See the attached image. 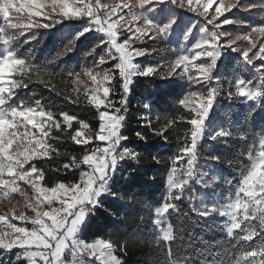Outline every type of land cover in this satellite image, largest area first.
<instances>
[{"label": "snow or ice", "instance_id": "1", "mask_svg": "<svg viewBox=\"0 0 264 264\" xmlns=\"http://www.w3.org/2000/svg\"><path fill=\"white\" fill-rule=\"evenodd\" d=\"M163 3L165 0H138L137 4L121 0V3L115 6H107L101 15L99 9L105 6L100 5L99 0L96 4L90 3L89 0H0V17L6 25V27L0 26V46L3 47V53L0 54V193L6 198L11 193L20 191L24 196L26 207L35 213L34 216H28L21 211L18 215L14 213L12 216V219L31 223L33 225L31 230L25 226H16L8 220L7 216H0V224L6 225L5 229H0V249L5 252L14 248L20 250L16 253L13 264H65L66 253L71 254L72 264H81L83 260L81 258L84 256L94 261L95 264H124L112 242L102 239L85 242L79 238L78 231L88 214L102 205L99 201L101 195L115 196L108 185L119 162L126 158L137 159L138 154L132 149L119 150L121 142L127 139L120 134L125 119L123 113L127 111V95L132 77L135 75L149 76L155 72V68L147 66L137 71L133 60L135 57L144 55L147 50L134 49L132 47L133 36L136 39L167 38L175 21L169 20L167 23L157 25L147 15V12L154 10L149 6ZM171 3L178 4L181 8L187 6L190 11L205 14L208 24H213L226 11L240 6L239 0H227V2L219 0V6L215 7V14L209 17V9L213 6L214 0H171ZM137 7L141 9L139 13L134 11ZM124 8H127V13L120 15L119 13ZM25 13L27 14L26 19L23 18ZM13 14L17 15L14 17ZM85 16L88 17V27L77 33L74 39L69 41L65 48L47 63L56 64L58 60L73 50L75 40L86 32H102L107 37V43L118 54L112 58L117 60L115 69L118 70L122 81L123 96L119 101L120 107H116L111 100V95L114 93V89L110 87V82L114 77L113 72L101 73L91 69L86 70L85 74L90 77L93 87L90 90L85 88V97L97 108L99 129L93 132L86 122L77 117L63 112L60 114L66 128H71L73 121L80 125L71 139L86 148L81 157L73 156L71 163L65 164L64 168H79L81 165L85 167L80 172L77 182L67 185L59 182L49 188L42 185L43 174L39 169L34 165L31 169H26L25 165L33 159L49 156L50 152L60 155L59 151L43 138L59 139L57 136L50 135L53 125L57 131L66 129L61 128L60 122L54 119L51 111H45L41 107L39 100L35 101V107L24 102L13 106L9 105L8 101L15 96V89L28 87L31 81L30 73L43 72L50 75L51 72L46 66L34 65L29 58L16 56L15 51L10 49L13 41L17 39V34L23 36L33 28L49 29L61 23L62 20L81 19ZM113 16L117 18L112 19ZM128 16L131 22H140L135 25L134 29L127 19ZM36 17L42 19L35 20ZM231 23H240V21H233L225 16L221 22L215 23L214 27L220 28L222 24ZM125 27L131 35L123 42H118L117 32ZM9 29L12 31L9 32ZM17 30H19L18 33ZM254 34L264 36V26L252 27L250 32L237 35L226 43H221V37L231 36V33L202 31L200 39L193 45L194 49L201 51L193 55H179L173 62L168 76L178 74V68H182L183 73H187L188 65L192 61L197 60L199 56L207 55L212 58L210 63L193 65L198 73V79L194 82H211L213 80L211 73L222 50L227 48L234 52L241 51L233 46L237 40L248 42L247 48L242 51V56L249 65L253 64L254 59L264 61V40L258 43L253 38ZM35 38V35L30 37L32 40ZM183 39L187 41L189 35L185 34ZM28 42V40L25 41V43ZM254 49L258 51L253 52ZM249 53L253 54L250 56ZM86 55H91V53H86ZM105 62V58L101 57L99 63ZM13 70H17V74H22V78L7 79L5 74ZM257 71L261 69L257 68ZM74 75L76 80L73 82L76 83L79 81L80 74L75 73ZM189 79H192L190 74ZM261 79L264 80V75ZM257 87L264 88V83ZM217 94L218 88L210 87L206 95L190 92L179 101L184 108L194 113L193 117L187 121L191 125L190 137L186 133L185 144L178 150L180 155L173 158V165L167 179L165 202L155 209V218L152 220L153 226L159 233L155 242L165 250V264H181L175 258L173 251L177 233L173 225L169 223V210H178L175 202L184 197L185 190L194 179L204 187L211 186L210 182L204 181L205 174L198 171L197 146L203 137L205 120ZM260 95L261 92L256 90L251 82H245L239 78L235 82V91L228 92L229 99L240 97L254 100ZM72 102L77 103L78 100ZM145 107L149 106L146 104ZM37 116L41 119H36ZM172 123L174 121H169V124ZM29 125L31 129L37 130L39 138L36 133L28 130ZM20 129H25V131L21 132ZM155 134L160 136L163 133L158 131ZM137 135L141 140L144 139L139 133ZM231 135L228 130L217 129L209 136V139L222 142L224 140L222 138ZM245 135L241 134L240 138H245ZM96 141L101 143L87 150V146ZM258 145V148L255 145L248 148L247 155L251 160V165L242 174L240 183L236 185L234 199L229 198L228 202L223 205L202 204L193 209L199 217L205 219L214 214L228 218L224 230L229 237V248L225 251L240 248L230 264H264V246L256 249L243 247L255 239L261 231H264V136L259 137ZM185 158L186 167H177L176 161ZM209 159L218 160L219 158L212 156ZM5 176L11 179L5 180ZM215 179L213 177V180ZM17 180L29 184L34 195L30 197L23 189H20L16 183ZM54 201L60 206L55 207ZM44 205H47L48 210L43 209ZM120 251H123V248Z\"/></svg>", "mask_w": 264, "mask_h": 264}, {"label": "trees", "instance_id": "2", "mask_svg": "<svg viewBox=\"0 0 264 264\" xmlns=\"http://www.w3.org/2000/svg\"><path fill=\"white\" fill-rule=\"evenodd\" d=\"M239 3L240 6L230 12L231 20L240 21L230 26L232 34L264 25V0H239ZM80 28V23L75 19L63 20L52 28L35 30L31 35H35L34 40L30 36L16 41L13 46L16 56L29 58L36 66L48 67L51 74L30 73L28 87L16 89L15 96L8 101L9 105L24 102L35 107V101L39 100L41 107L51 111L61 128L66 129L57 131L53 125L50 135L59 139L45 137L60 155L50 152L49 156L33 159L25 165L26 169H31L33 165L39 169L43 174L42 185L49 188L59 182L66 185L77 182L85 167L64 168L65 164L71 163L73 156L81 157L86 148L71 139L79 124L73 121L72 127L66 128L60 114L63 112L77 117L86 122L91 130L98 125L97 110L73 81L76 80L75 73H79L81 79L86 70L106 66L99 63L102 54L98 46L100 37L80 36L75 40L72 51L54 65L47 63L81 32ZM26 40L29 42L25 43ZM89 52L91 55H86ZM211 76L218 94L207 118L203 138L197 146L198 171L205 174L203 179L210 182L211 186L204 187L194 179L185 190L184 197L175 202L178 210L170 209L168 214L169 223L177 233L173 251L181 264H230L239 253V247L225 251L229 248V237L224 230L225 221L222 218L214 214L205 219L199 217L193 209L202 204L221 205L229 198H235L236 185L251 165L248 148L253 145L258 148L259 137L264 136V88L257 87L264 80L253 66L239 52L228 53L217 61ZM20 78L22 75L17 79ZM237 78L251 82L261 95L253 101L240 97L229 99L228 92L235 91ZM112 89L114 93L111 96L117 102L116 106L120 107L123 92L116 75L113 77ZM187 89V85L179 79L158 72L149 76H135L130 83L127 111L123 113L125 119L120 132L127 139L121 142L119 150L132 149L138 154L137 159L126 158L119 162L108 185L115 196H100L102 205L88 214L79 235L85 242L96 239L112 242L124 264L166 262L165 250L155 242L158 230L152 220L155 218V209L165 202L173 158L180 155L178 150L185 144L186 133L190 137L191 125L187 121L194 113L179 103ZM73 100L78 102L73 103ZM146 104L149 107H145ZM169 121L174 123L169 124ZM217 129L228 130L232 135L222 138V142L209 139ZM158 131L163 134L156 135ZM137 133L144 139L141 140ZM241 134H246L245 138L241 139ZM91 148L92 145L87 146V150ZM212 156L219 159L210 160ZM213 177L216 179L213 180ZM16 183L32 196L29 184L20 180ZM14 199L20 204L18 210L27 212L20 191L15 193ZM260 246H264V231L243 245L247 249ZM121 248L123 251H120ZM16 253V250L8 253L0 250V264H13Z\"/></svg>", "mask_w": 264, "mask_h": 264}, {"label": "rangeland", "instance_id": "3", "mask_svg": "<svg viewBox=\"0 0 264 264\" xmlns=\"http://www.w3.org/2000/svg\"><path fill=\"white\" fill-rule=\"evenodd\" d=\"M90 3L96 4L97 0H89ZM128 3L130 4H137L138 0H127ZM227 2V0H226ZM121 3V0H99V4L105 7H100L99 11L101 15H103L104 11L106 10L107 6H115L117 4ZM219 6V0H214L213 6L209 9V17L210 15L215 14V7ZM147 7V6H146ZM149 7H152L154 10L147 12V15L149 18L156 23L157 25H162L164 23H167L169 20H174L175 22L172 24V27L170 29V34L167 36V38H162V37H154L152 39H149L148 37H144L143 39H136L135 36H133V44L132 47L134 49H146L147 52L139 57H135L133 60V64L136 66L137 71L143 69L144 67L147 66H153L155 68V72H158L161 75H166L168 76V72L171 70V66L173 62L178 58L179 55L185 54V55H193L198 52H200V49H194L193 45L195 42H197L201 35L202 31L206 33H211L213 31H224L231 33V36H225L221 37V43H226L229 39H234L235 36L237 35H243L251 31V28L248 31H242L240 34H232L231 27L233 23L231 24H226V25H221L220 28H215L214 24L221 22L225 16H227L228 19H230V12L231 11H226L224 15L219 16L217 21H215L213 24H208L207 19L205 18V14H199L197 12H193L188 10L187 6L184 8L179 7V5H175L171 3V0H165V3L163 4H158V5H151ZM127 8L122 9V11L119 13L120 15H124L127 13ZM134 11L139 13L141 11L140 8H135ZM202 12V10H201ZM14 17L17 14H13ZM27 14H23V18L26 19ZM116 16H113L112 19H116ZM35 20H41V17H36L34 18ZM127 19L130 21V25L135 28V25L137 23H140L139 21L137 22H131L130 16L127 17ZM264 19V18H263ZM77 20L78 23H80L81 28L80 31L83 30L84 28L88 27L89 21L88 17H83L81 19H75ZM63 21V20H62ZM123 23V22H122ZM0 26H5L2 17H0ZM264 26V25H263ZM40 29V28H38ZM44 29V28H41ZM37 30V28L31 29L29 32H26L23 36H20L17 34V39L13 41L11 45V49L13 50L14 43L20 39H27L29 38L34 31ZM11 32L12 30H8ZM19 30H17L18 33ZM185 34L189 35V39L185 41L183 37ZM86 35H93L96 37H100L99 41V46L101 48L102 54L100 56L105 58V63L101 65H106V66H101L100 68L93 69L94 72H105V71H110L113 72L114 75H116L119 79L120 82V87L122 84V81L119 77L118 70L115 69V64L117 63V60L113 59L112 56H117L118 54L115 53V49L110 46L109 43H107V37L105 36L104 33L102 32H96V31H88L84 35L81 36H86ZM131 35L129 31H127V27L123 29H119L117 32V40L118 42H123L124 40L128 39V37ZM253 38L259 43L260 41L264 40V36H261L259 34H254ZM166 45L167 47L163 46ZM163 46V48H161ZM234 47H238L241 51L239 52L242 55V51L247 48L248 42L244 40H237L236 44L233 45ZM258 51V49H254L253 52ZM231 49H223L220 57L218 58L221 59L224 55L228 53H233ZM3 53V47L0 46V54ZM236 53V52H235ZM253 53H249L251 56ZM211 57L207 55H202L199 56V58L195 61H192L188 65V72L183 73L182 68L177 69L178 74H173L171 77L175 79H179L182 83L187 85V91L186 94L190 92H197V93H202L204 95L207 94V91L210 87H213V82H202V83H195L194 81L198 79V73L196 72L195 68L193 67L194 64H207L211 62ZM217 60V61H218ZM217 63V62H216ZM253 68L257 71V68H260L261 71H257L258 76L262 77L264 75V61L259 60V59H254ZM215 69V67H214ZM213 69V71H214ZM189 74L192 76V79H189ZM6 78L7 79H17L20 75L22 74H17V70H13L11 73H6ZM152 75V74H151ZM138 76V75H135ZM133 76L132 79L135 77ZM169 77V76H168ZM131 79V81H132ZM113 80L110 82V87L112 88ZM77 88L81 89L85 93V88H88L89 90L91 87H93L91 79L89 76L86 74L83 76V78L79 79L78 82H76ZM16 90V89H15ZM122 90V87H121ZM123 92V90H122ZM259 97V96H258ZM257 97V98H258ZM256 98V99H257ZM245 99V98H244ZM111 100L115 103L116 106V101L112 98ZM246 101H253V100H247ZM255 100V99H254ZM91 104V103H90ZM92 107H94L96 110L97 108L91 104ZM117 107V106H116ZM212 109V107H211ZM211 109L208 113V116L211 112ZM103 110V109H101ZM35 116V113L33 114ZM207 116V118H208ZM98 117V113H97ZM205 120V128H206V121ZM36 119H41L40 117H36ZM99 124L100 121L98 119V125L96 129H93L92 131L95 132L99 129ZM80 125H78L79 129ZM122 128V127H121ZM77 129V130H78ZM28 130L36 133L37 137L39 138V133L35 129H31V126H28ZM21 132L25 131V129H20ZM76 132V131H75ZM74 132V133H75ZM121 132V129H120ZM204 135V134H203ZM203 138V137H202ZM45 139V137L43 138ZM202 140V139H201ZM200 140V141H201ZM101 143L99 141L94 142L92 145L95 147V144ZM183 161V162H182ZM179 162V161H178ZM184 166L186 167V158L184 160H180L179 162V167ZM5 180L11 179L10 177L5 176ZM16 192L11 193L8 197H4L2 193H0V216H7L8 220L15 224L16 226H25L27 229L31 230L33 225L29 222H24L20 221L18 219H12L13 214H19L22 210H18L20 207V204L17 203V201L14 199V195ZM34 195L33 190H32V196ZM100 198V197H99ZM34 203V201H32ZM228 200H226L224 203H227ZM223 203V204H224ZM55 207H59V203L53 202ZM221 204V205H223ZM44 210H48L47 205L43 206ZM18 210V211H17ZM27 212H25V215L28 216H34L35 213L32 212L29 208L26 207ZM218 215V214H216ZM219 216V215H218ZM225 221V224L228 222L227 217L219 216ZM6 225L0 224V229H5ZM159 234V233H158ZM1 250V249H0ZM65 264H72L73 258L71 257L70 253L65 254ZM83 259L81 261V264H95L94 261L89 260L87 256L82 257Z\"/></svg>", "mask_w": 264, "mask_h": 264}, {"label": "crops", "instance_id": "4", "mask_svg": "<svg viewBox=\"0 0 264 264\" xmlns=\"http://www.w3.org/2000/svg\"><path fill=\"white\" fill-rule=\"evenodd\" d=\"M79 235H80V229L78 231V236ZM13 250H16L17 252L20 251L19 249H16V248L12 249L11 251H13ZM1 251L5 252L3 249H1ZM11 251H8V252H11ZM8 252H5V253H8Z\"/></svg>", "mask_w": 264, "mask_h": 264}]
</instances>
